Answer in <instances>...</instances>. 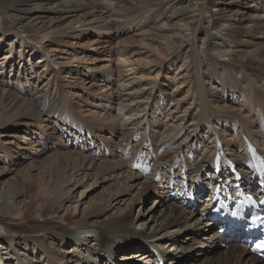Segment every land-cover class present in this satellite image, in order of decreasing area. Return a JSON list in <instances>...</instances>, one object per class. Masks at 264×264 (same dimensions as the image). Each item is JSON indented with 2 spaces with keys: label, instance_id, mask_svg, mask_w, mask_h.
Listing matches in <instances>:
<instances>
[{
  "label": "bare ground",
  "instance_id": "6f19581e",
  "mask_svg": "<svg viewBox=\"0 0 264 264\" xmlns=\"http://www.w3.org/2000/svg\"><path fill=\"white\" fill-rule=\"evenodd\" d=\"M0 19V47L9 45L0 61V176L7 165L17 167L26 159L38 163L39 172L34 179L28 170L21 187L14 183L8 184L10 191L0 188V226L5 232L0 235V264H19L22 255L30 264H190L195 252V257L202 256L199 264L211 259L264 264L217 230L207 234L214 225L201 218L192 221L194 211L187 206L188 199H196L205 188L258 192L251 152L264 159V0H0ZM125 20L140 21L157 44L155 52L179 59V69L194 71L190 105L122 50L116 54L124 67L95 68V83L85 91L89 102L72 84L36 88L37 82L54 79L52 67L58 65L49 52L32 44L37 35L46 42H62V30L72 35L83 28L108 31ZM76 76L75 70L71 79ZM207 80L213 83L210 88L204 86ZM98 81L110 88L99 92ZM224 87L230 90L227 94ZM240 98L249 111L256 108L253 124L230 113L214 117L220 114L215 106L221 110L218 105ZM78 103L102 112L112 107L114 114L82 118ZM105 127L124 142L111 144L98 137ZM4 136L12 140L3 142ZM10 145H16L17 152ZM229 168L240 174V181ZM69 171L99 181L117 179L122 189L77 220L55 225L54 220L38 223L29 218L62 210V202L54 205ZM132 189L140 197L155 191L164 200L153 201L159 216L154 218L155 210L149 213L150 232L134 229L126 216L100 221L101 213ZM184 232L183 248L158 247L162 240L174 245ZM52 244L71 249L56 250Z\"/></svg>",
  "mask_w": 264,
  "mask_h": 264
},
{
  "label": "rangeland",
  "instance_id": "374dc122",
  "mask_svg": "<svg viewBox=\"0 0 264 264\" xmlns=\"http://www.w3.org/2000/svg\"><path fill=\"white\" fill-rule=\"evenodd\" d=\"M227 1H231V0H227ZM125 22L124 21L121 22L122 24L120 26H117L116 28H113V29H109L108 31L103 30V29L99 30V29L92 27V28L79 29L77 32H75V34L72 35L70 33V30L68 31L62 30L63 31L62 37L64 39V41L62 42H58L57 39L53 40L52 43L46 42L47 39H45L46 40L45 41L43 40L40 34L37 35L35 40L32 42V44L33 45L36 44L37 47L44 48L45 51L49 52V58L55 61V64H58V65L55 66V68L52 67V69L56 71V72L54 71L55 72L54 79H51L49 82L41 80L36 83L37 85L36 88L37 87L38 89L47 88V89L52 90V88H58L60 85L72 84L74 85L75 90H77L76 88L80 89V94H81L82 99L87 98L86 100L89 102V99L86 96L85 91H87V89L89 88L91 89L92 87L90 85L92 83H95L91 81V75L94 73L95 68L98 67L99 69L107 70L111 68L115 69L116 67L121 68V66L124 67V65H122L119 62L118 56L116 54L117 51L122 50L125 52V57L127 59L133 61V63L137 66H140L139 68L141 69H144L146 67L145 71H148L152 79H155L158 83L162 84L163 86L172 88V91L175 89L176 93L178 94V97L185 98V100H187L188 104L190 105L194 99V96L192 94L193 93L192 77L194 75L193 74L194 71L190 67L189 69H186V71L183 70V68L179 69L181 65L179 59H173V57L165 58L163 57L161 53L155 52L157 49L156 48L157 44L151 40V34L146 32V30L148 29L142 28L140 21H134V22L130 21L129 22L125 20ZM0 23H1V19H0ZM8 48H9V45H7L6 47L2 45L0 47V61L3 58V54L6 53L5 52L6 49ZM153 48L155 51L153 50ZM15 50L19 51V47L15 48ZM35 59L36 58H34V61ZM69 69H73V70L71 74L70 75L68 74V76L66 77L67 75L66 72L69 71ZM158 69H160V71ZM75 70L78 71V76H76L75 80H72L71 78L75 75ZM43 71L41 70V72ZM33 81L34 79L31 80V82ZM207 82L208 80L203 81L204 86L206 88H210L209 86H211V84L213 83H211V81L208 83ZM106 83L108 82H105V84ZM98 85L99 86L96 87V90L98 88L99 92L102 91L101 93H103L106 88H110V87L102 88L103 86H100L101 82L99 81H98ZM216 86L217 85H215V87ZM240 88L242 87L239 86L237 90H239ZM77 91L79 94V90ZM77 91H74V92H77ZM229 91H230L229 89L227 88L225 89L226 94ZM241 92L242 91H240V93H237V94L241 96ZM109 93L111 94V91L110 92L108 91V94ZM227 97L229 98L230 96H227ZM241 100L242 99L240 98L236 101L237 103H222L218 105L219 107L222 108L221 110L216 109V106H215V110L217 111V113H220V114H216V116L218 117L216 116L214 117L222 119L223 117L228 116V115L227 116H223V115L230 113V114L240 115L244 120H247L248 122H252L253 124L255 122L254 120L256 119V117L254 116L256 108H254L253 111H249L247 102L243 104L244 101H241ZM78 105L79 106L77 107V113L82 118H91V119L95 118L96 119V118H101V117L106 116L103 114H107L109 112L114 114V111H112V107L103 108V112H102L100 110L99 111L90 110L91 108L86 110L85 109L86 106L81 103L80 104L78 103ZM194 106L195 104H192L191 108H194ZM164 107L167 108V105H164ZM57 124H59V119L57 120ZM212 124L214 125L215 123L212 122ZM215 126L217 127L216 124ZM104 129L105 130L100 129L97 134H98V137L100 138L102 137V139H104L107 143L117 144L122 141L124 142V139L122 137L120 138L119 134H115V135L112 134L109 130V127H105ZM214 130L219 131V128L217 127ZM2 140L3 142H5V141H11L12 139L4 136ZM10 146L12 147V151L17 152L18 149L16 145H10ZM84 147H87V145H85ZM31 161L32 159H26L22 161V163H20V165L17 167L16 166L12 167L10 165H7L6 166L7 171H4V173L2 172L3 174L0 176V188L10 191L11 188L8 187V184L14 185V183L18 184L21 187L22 183L20 182H22L28 170H30L31 174L34 175V179L38 178L39 176L38 167L35 166V165H38V163L36 164L35 162L33 165ZM112 161H114V158L112 159ZM9 169H13V170H9ZM132 172L134 173L135 171H132ZM65 175L67 177L66 183L64 184L63 191L61 195L59 196V200L56 201L54 205V208H55L59 205V203L62 202V205H63L62 210H59L54 215L49 214L48 216L46 215L44 217H40V216L37 217L31 214L28 216L29 218H34V220H36L38 223H42L45 220H48V221L54 220L56 222L55 225L61 223L62 221H67V219L77 220V219H80L82 215H85L87 214V212H90L92 207L95 208L97 205L101 206L103 204L104 199L106 198L108 199L110 197L115 198L116 197L115 195L117 194V192L122 189V184L121 182H118L117 179H112V178L109 179L107 177H104L105 178V179L103 178L104 181H99V180H96L93 176L89 175L88 173H82V172L75 173V172H70V171L65 172ZM143 178L145 177L143 176ZM154 185H155V182H154ZM156 186L157 185H155V188L157 189L158 187ZM157 191H160V189L158 188ZM125 192H126L124 194L125 198L124 197L122 198V201H121L122 203L120 202L116 204V202L114 203L112 202V205L110 206V208L107 209V211H104L103 213H101L102 216H101L100 221L104 219H109L110 217L126 216L128 218V221L132 223V227L134 226L133 227L134 229H141V230L144 229L145 231L150 232V230H146L151 221L150 219L151 214L149 213L155 210V207H157L158 205L157 202L154 203L153 201L155 200L159 201L162 198H159L157 193L154 194L155 191L152 196H148L149 195L148 193L144 197H140L137 194L136 189H132L131 191H125ZM8 194H11V193H8ZM209 197H210V191L208 190L205 195H203L201 198L196 200V206H193L194 214L192 216V221L197 220L199 218L205 221L204 218L202 217V212H203L204 207H206L204 203L209 199ZM130 205L132 206V209L131 208L129 209ZM155 211L156 213H155L154 218H157L159 216V212H157V210ZM146 219L149 221H147ZM92 221L94 220L93 219L89 220L88 224H91ZM140 224H143V226H139ZM52 225L54 224L52 223ZM63 225H66L65 227L71 228L67 222L66 223L63 222ZM2 228L3 227L0 226V235L5 233L4 228L3 229ZM216 230L217 229L214 228L213 230H210V232H208L207 234L215 233ZM138 231L140 232V230ZM160 235L164 236V233H161ZM186 236H187V232H184L183 235H180V238H177L176 243L170 247H168L169 244L166 245L167 243L166 240H162V242L160 243V245H158V247L164 246V251H168V249H170L171 247L174 249L175 248L181 249L184 246V242H185L184 238ZM164 237L167 238L166 236ZM31 245L32 244L30 243L29 246ZM52 247L56 248V250L60 249L62 251L71 249V248H68L65 250L64 246H56V244H52ZM222 250L224 249L222 248ZM222 250L220 249V251ZM217 251L219 250L217 249ZM195 253H193L194 257L190 264H199L202 262V259H201L202 256L200 255V258H197L195 257L196 255ZM109 255L110 253L105 254V257L109 258ZM189 256H190L189 252L184 251V257L188 258ZM18 258L20 259L19 264H21V261L23 264H30V261L27 260L26 257L23 255ZM143 261L138 259V263L143 262ZM99 262H103L102 259H99ZM208 262L209 263L206 262V264H223L220 259H216V260L211 259ZM59 263L63 264L62 261Z\"/></svg>",
  "mask_w": 264,
  "mask_h": 264
},
{
  "label": "snow or ice",
  "instance_id": "6c2138e0",
  "mask_svg": "<svg viewBox=\"0 0 264 264\" xmlns=\"http://www.w3.org/2000/svg\"><path fill=\"white\" fill-rule=\"evenodd\" d=\"M264 247V241H261L259 244H257V248Z\"/></svg>",
  "mask_w": 264,
  "mask_h": 264
}]
</instances>
